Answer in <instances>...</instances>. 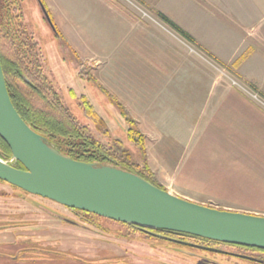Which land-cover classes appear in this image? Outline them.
Masks as SVG:
<instances>
[{
  "label": "crops",
  "instance_id": "0c3cea01",
  "mask_svg": "<svg viewBox=\"0 0 264 264\" xmlns=\"http://www.w3.org/2000/svg\"><path fill=\"white\" fill-rule=\"evenodd\" d=\"M41 1L69 52L135 120L162 188L264 215L263 106L113 0ZM144 1L206 56L261 89V76L250 71L264 68V0Z\"/></svg>",
  "mask_w": 264,
  "mask_h": 264
},
{
  "label": "rangeland",
  "instance_id": "374dc122",
  "mask_svg": "<svg viewBox=\"0 0 264 264\" xmlns=\"http://www.w3.org/2000/svg\"><path fill=\"white\" fill-rule=\"evenodd\" d=\"M113 1L129 10L138 20L164 32L150 20L141 18L123 1ZM135 1L160 22L153 5L144 0ZM150 1L157 4V0ZM9 3L17 9L15 12L13 10L11 16L19 15V19L14 17L16 22L19 21L40 44L46 74L60 93L64 104L75 115L82 116V110L77 104L78 97L82 95L87 98L108 127V135L104 138L90 125L95 135L104 142L120 140L131 155L130 161L141 164L144 156L139 146L127 137V126L118 109L97 84L78 76L91 75L92 68L77 64L75 60L70 63L63 60L62 54L71 60V52L45 21L38 1L9 0ZM193 47L204 54L196 45ZM208 65L227 79L229 77L239 85L253 90L264 103V68L256 71L254 67L250 71L261 76L262 87L259 86L261 89H258L253 82L237 76L235 71L221 66L209 56ZM70 88L75 92L74 96L70 94ZM0 220V264H255L236 255L188 249L109 219L71 211L63 205L30 195L1 180ZM3 224L5 227H2ZM224 250L246 254L232 247H224ZM13 256L17 258L13 259Z\"/></svg>",
  "mask_w": 264,
  "mask_h": 264
},
{
  "label": "water",
  "instance_id": "95a60500",
  "mask_svg": "<svg viewBox=\"0 0 264 264\" xmlns=\"http://www.w3.org/2000/svg\"><path fill=\"white\" fill-rule=\"evenodd\" d=\"M40 8L53 30L51 18L41 3ZM0 138L10 149L12 159L0 157V180L31 195L143 231L187 233L264 250V215L199 204L115 165L80 161L62 154L15 109L1 61ZM200 248L246 258L216 248Z\"/></svg>",
  "mask_w": 264,
  "mask_h": 264
},
{
  "label": "trees",
  "instance_id": "16d2710c",
  "mask_svg": "<svg viewBox=\"0 0 264 264\" xmlns=\"http://www.w3.org/2000/svg\"><path fill=\"white\" fill-rule=\"evenodd\" d=\"M38 1L42 3L41 0ZM10 4L9 0H0V61L10 99L22 119L66 156L85 162L115 165L136 173L162 188L155 175L147 166L146 159L144 158L145 137L139 131L135 120L128 114L126 108L105 89L97 85L108 100L115 105L119 114L124 119L127 126V137L139 146L144 156H142L143 160L141 164L130 161L131 155L120 140L114 139L104 142L95 135L90 125H93L94 129L104 138L108 135V127L105 120L87 98L82 95L78 97L79 102L77 104L82 110V116L75 115L64 104L60 93L52 85L50 78L46 74L40 44L33 39L30 33H27L19 21L18 23L16 22L14 17H18L19 19V15L11 16L13 10L15 12L17 9ZM159 18L182 37L192 42V38L174 22L164 15H159ZM52 31L63 42L62 44L67 46V43L54 24ZM70 52L71 57L81 65V61L76 53L72 49ZM82 78L96 83L94 77L90 74H87V77L82 76ZM69 92L71 95H75L72 88L69 89ZM0 157L5 160L11 158L10 149L1 138ZM17 167H21L19 163H17ZM72 211H77L84 215L97 216L84 211ZM120 224L143 231L133 225ZM146 235L150 234L147 233ZM151 236L153 235L151 234ZM16 256L12 258L16 259Z\"/></svg>",
  "mask_w": 264,
  "mask_h": 264
},
{
  "label": "flooded vegetation",
  "instance_id": "af4514ba",
  "mask_svg": "<svg viewBox=\"0 0 264 264\" xmlns=\"http://www.w3.org/2000/svg\"><path fill=\"white\" fill-rule=\"evenodd\" d=\"M67 57L68 56H65L64 54H62V58L64 61H69V63H70V61L72 62L74 60V59L70 60ZM77 64H78V62H77ZM78 76L80 78H82L81 75L78 74ZM70 210L72 211L73 209H70ZM2 227H5V225L3 224ZM161 231H163V232H161ZM145 232L149 233L150 235L152 234L153 236H157V237H159V238H161L167 242H172V243H175L179 246H182V247H185L188 249H193V250L195 249V250H200L203 252L216 253V252H212V251L200 248V247L216 248V249H220V250H224V247H232V248L238 249L239 251H243L246 254H248V253L256 254L257 253L258 255H253V256L241 254V253H236V254L246 256V258H243V257H241V258L246 259L248 261H251L255 264H264V250L257 249L254 247H246V246H240V245H234V244H227V243L217 242V241L205 239L202 237L194 236V235L187 234V233H180V232H173V231L149 230V231H145ZM224 251H227V250H224ZM227 252H230V251H227ZM248 257L253 258V259H248ZM206 263L208 264V262H206Z\"/></svg>",
  "mask_w": 264,
  "mask_h": 264
},
{
  "label": "built area",
  "instance_id": "2783aa9c",
  "mask_svg": "<svg viewBox=\"0 0 264 264\" xmlns=\"http://www.w3.org/2000/svg\"><path fill=\"white\" fill-rule=\"evenodd\" d=\"M125 5H127L129 8H131L135 13H137L141 18L148 19L153 24L158 25L160 28L164 30L165 33L170 35L172 38H174L177 42L182 44L188 52L191 54L197 55L198 57L202 58L204 61L208 63V56L203 54L201 51H199L197 48L193 47V43L182 37L178 32H176L174 29H172L169 25H167L164 21L160 20V22L157 21V19L153 18L149 12L142 6L140 5L137 1L135 0H121ZM165 23V24H164ZM230 82L232 83L233 86L238 88L241 92H243L249 99L252 101L258 103L259 105L264 107V103L259 100L258 96L256 93L253 92L250 88L246 86H241L238 84L236 80L230 79ZM9 161H12L10 159Z\"/></svg>",
  "mask_w": 264,
  "mask_h": 264
}]
</instances>
